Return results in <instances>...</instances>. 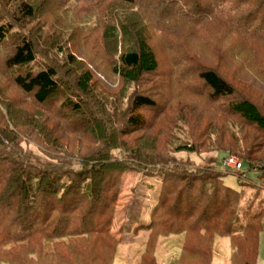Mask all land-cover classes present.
<instances>
[{
    "label": "trees",
    "instance_id": "16d2710c",
    "mask_svg": "<svg viewBox=\"0 0 264 264\" xmlns=\"http://www.w3.org/2000/svg\"><path fill=\"white\" fill-rule=\"evenodd\" d=\"M117 1L126 5L137 2ZM194 1L197 2L192 11L196 17L194 22H221L230 29L229 33L238 35L235 43H241V52H245L249 67L261 83V87H257L258 94H255L252 90L258 84L253 82L240 89V84L232 77L227 78L206 65L195 71L197 78L210 90L211 94L207 96L210 102L215 104L225 100V114L238 119L255 133L252 138H241L233 128L234 124L226 129L232 144L221 149L242 157L240 174L224 175L216 169L215 160L198 173L178 161L175 155L199 153L200 144L191 138L188 128L178 124L168 127L160 124L157 135L152 138L141 134L149 127L137 112L150 108L160 113L161 109L152 96L139 89L148 76L157 74L159 70L156 54L145 39L135 37L134 44L119 55L116 53L115 62L111 64L112 73L133 87L130 96L132 107L125 112L124 120L120 122L122 125L117 124L116 127L111 123L115 121L114 116L105 110L96 95L93 72L80 68L70 78L68 72L60 71L57 59H43L32 37L16 29V22L33 17L32 7L22 2L11 16L7 11L11 1L2 0L0 79L11 82L38 107L47 106L65 95L64 86H73L74 93L65 95L58 106L59 112L69 117L71 114L89 117L85 125L75 124L77 119L74 118H70L69 123L82 127L83 134L89 133V140L96 141L92 139L96 136L98 141L89 154L61 151L59 145L53 144L52 148L44 147L48 155L41 158L32 155L35 159L29 157L28 164H25L23 158L13 153L20 148L21 152L25 151L23 142L19 144L17 141L19 131L22 130L26 136L29 134L27 129L33 128L47 137L48 130L42 127L38 115H28L27 119L22 117L19 114L21 107L6 99L0 91V149L7 152L2 154L0 150V264H112L115 253L108 257L106 252L100 254L95 246L83 247L80 243H87L89 239L94 243L103 242L104 239L106 251L116 252L119 245L114 244L110 234L111 216L121 194L122 177L130 170L152 173L156 177L155 173L161 175L158 177L161 197L151 214L152 223L145 227L154 237L162 235L170 223L161 221V215L155 221L158 210L172 202L177 217L191 219L198 206L203 204L202 218L197 224L205 226L208 222L204 220H213V235L231 238V264H257L259 236L264 229V0H214L216 9L212 11H207L202 0ZM242 9L245 14L240 15ZM243 15L253 20L251 25H247L249 27L241 26L245 19L238 18ZM259 15L262 19L257 22ZM57 49L59 55L66 54L62 62L66 64L65 68L78 67L79 62L74 55L63 47ZM184 61L191 60L185 55ZM184 61H177V65L182 67ZM157 115L155 124L160 116ZM150 127L156 128L154 125ZM158 137L164 140L158 143ZM115 151H119L121 156H114ZM5 164L11 167L4 176ZM228 176L236 180L234 189L225 181ZM198 182L200 190L195 192L194 185ZM222 193L224 197H220ZM211 204L217 208L212 214ZM225 212L227 219L221 221ZM189 229L186 227L183 232L188 233ZM199 231L203 232L201 228ZM68 248H73V252H68ZM187 248L194 256L205 255L197 246Z\"/></svg>",
    "mask_w": 264,
    "mask_h": 264
},
{
    "label": "rangeland",
    "instance_id": "374dc122",
    "mask_svg": "<svg viewBox=\"0 0 264 264\" xmlns=\"http://www.w3.org/2000/svg\"><path fill=\"white\" fill-rule=\"evenodd\" d=\"M10 1L7 11L11 16L22 2L27 3L34 10L33 17L21 18L20 22H16V29L32 37L43 59L52 61L57 59L60 71L68 72L70 78L80 71V68L90 69L93 72L96 95L101 100L100 103L103 102L105 110L114 116L115 121L111 123L112 125L114 123L113 126L116 127L117 124L122 125L120 122L124 120L125 112L132 107L130 96L133 87L125 84L112 73L111 64L115 62L116 53L119 55L134 44L135 37L145 39L156 54L159 70L157 74L148 76L146 83L139 89L144 91L145 95L152 96L161 109L160 113L153 112L150 108H143L137 112L146 120L149 127L145 133L141 134L152 138L157 135L160 124H165L166 127L178 124L191 131V138L198 145L200 144L201 148L196 155L187 153L175 155L178 161L187 165V168L194 173L205 170L213 160L216 161V169L224 175L241 173L227 169L224 165L229 156L243 161L241 156L221 149L232 144L226 129L234 124L233 128L241 138L244 136L252 138L255 133L238 119H232L225 114V100H219L215 104L210 102L211 100L207 98L211 94L210 90L197 78L195 71L206 65L227 78L232 77L233 81L240 84V89H244L250 85L249 82H253L258 84L252 90L255 94H258L257 87H261V83L257 81L256 73L249 67L245 52H241V43L240 45L235 43L238 35L229 33L230 29L221 22H213L214 24L210 21L194 22L196 17L192 11L193 5L197 2L194 0H137L134 5H126L117 0ZM213 1L202 0L201 3L205 5L207 11H212L216 9ZM243 13L242 9L240 15ZM240 18L245 19L241 22L243 27H249L247 25H251L253 21L244 15L238 19ZM256 19L258 22L262 17L259 15ZM2 20L3 17H0V22ZM59 47L65 48L67 53L76 57L79 62L78 67L65 68L66 64L62 62L66 54L59 55L57 49ZM185 55L191 61H184ZM180 60L184 61L183 65L180 64L182 67L177 65ZM65 77H67L66 74ZM0 91L6 99L13 100L17 106L21 107L19 114L22 117L27 119L29 116L38 115L42 127L48 130L47 137L42 135L44 138L33 128L27 129L29 134L26 136L22 130L19 131L17 141L19 144L23 142L25 151L21 152L20 148L13 153L20 159L23 158L25 164L29 162L27 158L35 159L34 155L40 158L48 155L49 152L44 150V147L52 148L53 144L60 146L61 151L63 149L69 153L89 154L95 148L94 145L98 141L96 136L92 138L96 141L89 140L87 137L89 133L83 134L82 127L78 128L79 126L69 123L70 118H74L77 119L75 124L85 125L89 117L86 115L74 117L71 116L72 114L69 117L59 112L58 106L65 99V95L71 96L74 93L73 86H64L65 95L44 107L35 105L32 99L21 94L11 82L2 77ZM201 94L202 97H200ZM156 115H160L157 124L153 123ZM149 125H154L156 128L153 130ZM157 140L160 143L164 138L158 137ZM1 151L2 154L7 153L4 149ZM113 155L120 157L121 153L115 151ZM5 165L2 172L4 176L7 169L11 167L8 164ZM155 175L157 177L152 173L147 174L136 170L127 171L123 175L121 194L115 204L116 210L113 211L112 216L111 213L109 214V217L113 219L110 234L114 244L119 245L116 252L106 251L107 245L104 239L103 242L95 243L89 239L87 243L80 244H83V247L93 245L100 254L106 252L107 256L115 253L114 264H231L233 255L231 238L213 235L211 228L213 220H204L208 222L205 226L197 224L198 219L202 218L203 204L195 210L194 217L188 219V217H177L174 204L171 202L167 207L158 210V216L155 219L156 221L161 215V221H169L170 227H165L166 231L157 238L153 236L151 230L145 228L152 223L151 214L161 197L158 191L161 187L158 177L161 175L157 173ZM252 178L257 179V176ZM225 181L229 187L233 189L236 187L237 183L233 176H228ZM189 182L187 178V183ZM199 185L200 182L194 185L195 192L200 190ZM220 197H224V194L222 193ZM213 206L211 204V214L214 210L217 211V208L214 209ZM227 216L225 212L221 216V221L227 219ZM186 227L190 228L188 233L183 232ZM200 228L203 232L198 233ZM193 245L200 251H204L205 255L202 257V254L194 256L189 253L187 247ZM66 250L73 252V248ZM257 264H264V229L259 236Z\"/></svg>",
    "mask_w": 264,
    "mask_h": 264
},
{
    "label": "built area",
    "instance_id": "2783aa9c",
    "mask_svg": "<svg viewBox=\"0 0 264 264\" xmlns=\"http://www.w3.org/2000/svg\"><path fill=\"white\" fill-rule=\"evenodd\" d=\"M224 165L227 169L234 171H240L243 168L242 162L233 156L227 157Z\"/></svg>",
    "mask_w": 264,
    "mask_h": 264
}]
</instances>
